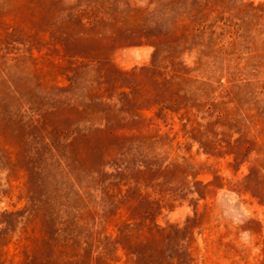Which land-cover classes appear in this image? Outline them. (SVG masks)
<instances>
[{"label":"rangeland","instance_id":"1","mask_svg":"<svg viewBox=\"0 0 264 264\" xmlns=\"http://www.w3.org/2000/svg\"><path fill=\"white\" fill-rule=\"evenodd\" d=\"M0 264H264V0H0Z\"/></svg>","mask_w":264,"mask_h":264}]
</instances>
